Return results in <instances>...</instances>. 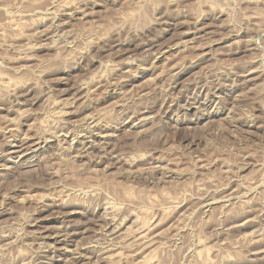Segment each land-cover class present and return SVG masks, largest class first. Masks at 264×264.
<instances>
[{
  "label": "rangeland",
  "instance_id": "rangeland-1",
  "mask_svg": "<svg viewBox=\"0 0 264 264\" xmlns=\"http://www.w3.org/2000/svg\"><path fill=\"white\" fill-rule=\"evenodd\" d=\"M142 262L264 264V0H0V264Z\"/></svg>",
  "mask_w": 264,
  "mask_h": 264
},
{
  "label": "bare ground",
  "instance_id": "bare-ground-1",
  "mask_svg": "<svg viewBox=\"0 0 264 264\" xmlns=\"http://www.w3.org/2000/svg\"><path fill=\"white\" fill-rule=\"evenodd\" d=\"M67 7V6H66ZM70 106V105H69ZM68 107V106H67ZM63 112H65V111H63ZM27 138V137H26ZM27 146V145H26ZM86 147V146H85ZM87 149V148H86ZM21 154V153H20ZM6 166V165H5ZM203 203V202H202ZM118 229V228H117ZM116 230V229H115ZM59 233V232H58ZM61 233V232H60ZM46 235V234H45ZM45 235H43V236H45ZM55 235V234H54ZM142 236V235H141ZM144 236V235H143ZM63 238V237H62ZM49 239V238H48ZM54 240V239H53ZM107 245V244H106ZM52 249V248H51ZM72 252V251H71ZM143 263V262H142ZM144 264V263H143Z\"/></svg>",
  "mask_w": 264,
  "mask_h": 264
}]
</instances>
